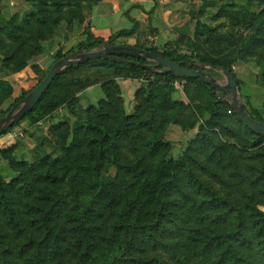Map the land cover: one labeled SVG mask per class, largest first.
<instances>
[{"label": "trees", "instance_id": "16d2710c", "mask_svg": "<svg viewBox=\"0 0 264 264\" xmlns=\"http://www.w3.org/2000/svg\"><path fill=\"white\" fill-rule=\"evenodd\" d=\"M25 1L30 8L8 19L0 7V23L5 22L0 69L5 72L25 70L44 54L45 43L62 24H84V5L103 0ZM206 7L217 8L213 19L224 17L233 30L223 33L225 24L201 20ZM126 15L132 28L108 39L86 28L77 49L120 44L136 35L140 22L129 10ZM194 18V35L181 36L174 46L146 40L134 45L184 68L198 69L202 62L224 69L242 92L234 64L239 59L264 64V0H205ZM64 56L57 52L56 61ZM120 58L134 63L96 59L65 69L33 110L0 135L1 140L26 120L51 122L60 108L74 114L77 92L91 83L73 73L82 68L111 73L99 83L104 97L85 109L80 123L71 117L50 123L46 136L53 152L43 149L28 161L15 154V140L0 146L15 172L7 180L0 171V264H264V135L247 127L230 102L200 78L153 72L142 66L149 64L144 59ZM118 78L143 80L133 113L125 109ZM178 80L195 84L207 104L193 106L197 118L191 125L198 132L172 158L165 126L178 123L191 107L172 99ZM13 94L12 83L0 78V106ZM244 104L264 122V103L258 108L245 98Z\"/></svg>", "mask_w": 264, "mask_h": 264}, {"label": "rangeland", "instance_id": "374dc122", "mask_svg": "<svg viewBox=\"0 0 264 264\" xmlns=\"http://www.w3.org/2000/svg\"><path fill=\"white\" fill-rule=\"evenodd\" d=\"M103 0L100 4L105 11L107 7L116 8L115 3L122 6L125 0ZM156 1V0H155ZM163 1L162 6L157 2L156 6H160L158 15L153 9L148 16H144L137 29L136 35L122 38L121 43H129L134 45L138 40H144L150 44H154V37H161L163 48L167 43L176 44L181 36H193L197 20L194 18L196 13L203 7L205 0H158ZM220 1V0H216ZM231 1V0H225ZM234 1V0H233ZM240 3H245V0H235ZM115 5V6H114ZM96 5H84V14L90 7ZM1 16L4 19L10 18L13 14H23L30 8V5L25 0H0ZM258 9L255 7L254 10ZM217 11L215 7H206L204 17L201 19L204 22L217 26L225 24L222 27L223 33L233 30L229 21L223 17L221 19H213V15ZM126 14V12H125ZM152 14V16H151ZM127 16V15H126ZM86 17V14H85ZM128 17V16H127ZM132 22V21H131ZM133 23V22H132ZM117 27H130L131 24L121 21L116 24ZM5 26V22L0 23V27ZM90 26L87 23V17L84 24H75L72 28H68L66 24H62L56 31V35L45 43L44 54L35 57L30 62L31 64L25 70L20 72L2 71L0 69V78L9 80L14 87L13 96L0 106V118L6 115L16 104V99L22 95L24 91L32 90L43 76V73L49 71L55 61V54L61 52L63 55H68L77 51L79 43L85 40V29ZM240 30V31H239ZM91 31V28H90ZM236 32H246L248 30L234 29ZM172 41V42H171ZM166 42V43H165ZM120 43V44H121ZM165 43V44H164ZM80 50V49H79ZM185 50V47H184ZM34 67L40 69V73H36ZM235 73L241 81L242 92L244 99L250 100L251 104L260 105L264 103V64L258 59H239L235 64ZM218 80L224 84L226 83L225 76L218 70ZM111 75L105 68H82L81 70L72 74L75 78H82L88 84L86 89L77 92L79 103L73 108L74 114L69 109H59L58 113L51 119V122L39 121L31 124L28 120L23 121L17 125L10 133L0 140L1 148L9 146L11 141L17 142L15 154L21 159L33 161L37 158L39 152L45 149L47 152H53V145L47 138L48 128L50 123H56L66 117H71L73 120L81 122L84 118L85 109L92 103H97L104 92L99 85L101 81ZM118 82L122 88V96L124 98V106L127 113H133L135 107V92L142 85L143 80L132 78H118ZM96 87L94 90L89 89ZM172 99L175 101H183L186 104L190 103L191 107L185 110L179 116L178 123H168L165 126L164 137L171 142V150L169 157L178 158L181 153L187 148L190 141L196 136L198 126L192 127L191 124L197 118V114L193 109L196 104L206 106V98L202 96L197 90L195 84L188 83L186 80H178L174 83V91ZM243 99V101H244ZM264 114V107L261 109ZM0 171L3 176L10 180L15 172L11 169L9 161L0 155ZM264 209V206L261 207Z\"/></svg>", "mask_w": 264, "mask_h": 264}, {"label": "water", "instance_id": "95a60500", "mask_svg": "<svg viewBox=\"0 0 264 264\" xmlns=\"http://www.w3.org/2000/svg\"><path fill=\"white\" fill-rule=\"evenodd\" d=\"M131 56L141 58L149 62L142 65L153 72L164 74L173 73L185 78H200L206 84L211 85L219 98L228 100L239 119L250 129L258 134L264 135V122L253 117L245 107L242 94L233 75L221 68L198 62V69L184 68L180 63H175L166 56L151 52L135 45L110 44L108 42L93 49H80L57 60L49 69L46 76L39 82L30 93L17 103L6 115L0 119V135L8 131L16 122L20 121L26 114L30 113L41 97L51 86L53 80L65 69L89 60L112 59L120 62L133 64L134 62L120 58ZM140 65L139 63H137ZM207 69L220 71L226 78L222 84L217 77L208 72Z\"/></svg>", "mask_w": 264, "mask_h": 264}, {"label": "crops", "instance_id": "0c3cea01", "mask_svg": "<svg viewBox=\"0 0 264 264\" xmlns=\"http://www.w3.org/2000/svg\"><path fill=\"white\" fill-rule=\"evenodd\" d=\"M107 1V0H105ZM104 1V2H105ZM124 4L121 6L118 3H115L116 8L107 7L108 9L105 11L102 5H96L90 7L86 10L87 23L91 28V32L96 37H102L108 39L114 33L123 30L130 29L133 26L131 20L126 16L125 12L129 10V14L134 19L141 21V19L145 16H148L149 12L153 9L155 13L158 15L160 12V6L163 1L158 0H125ZM159 2L160 6H156V3ZM114 5V6H115ZM152 16V14H151ZM121 21L128 22L131 24L130 27L120 28L117 27L116 24H119ZM154 44L157 46L163 45L161 42V37H154ZM166 43V42H165ZM164 43V44H165ZM96 87H92L89 90L92 91ZM103 98V97H102ZM255 105V104H254ZM260 107V105H257Z\"/></svg>", "mask_w": 264, "mask_h": 264}, {"label": "built area", "instance_id": "2783aa9c", "mask_svg": "<svg viewBox=\"0 0 264 264\" xmlns=\"http://www.w3.org/2000/svg\"><path fill=\"white\" fill-rule=\"evenodd\" d=\"M229 112H231V111H229Z\"/></svg>", "mask_w": 264, "mask_h": 264}]
</instances>
